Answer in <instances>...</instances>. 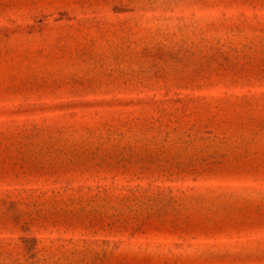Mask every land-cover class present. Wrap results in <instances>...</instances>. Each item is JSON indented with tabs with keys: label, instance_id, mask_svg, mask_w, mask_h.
Listing matches in <instances>:
<instances>
[{
	"label": "rangeland",
	"instance_id": "374dc122",
	"mask_svg": "<svg viewBox=\"0 0 264 264\" xmlns=\"http://www.w3.org/2000/svg\"><path fill=\"white\" fill-rule=\"evenodd\" d=\"M0 264H264V0H0Z\"/></svg>",
	"mask_w": 264,
	"mask_h": 264
}]
</instances>
